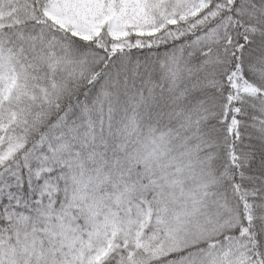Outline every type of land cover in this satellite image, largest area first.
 Returning a JSON list of instances; mask_svg holds the SVG:
<instances>
[{"label":"snow or ice","instance_id":"6c2138e0","mask_svg":"<svg viewBox=\"0 0 264 264\" xmlns=\"http://www.w3.org/2000/svg\"><path fill=\"white\" fill-rule=\"evenodd\" d=\"M0 264H264V0H0Z\"/></svg>","mask_w":264,"mask_h":264}]
</instances>
